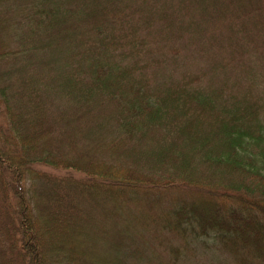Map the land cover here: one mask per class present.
I'll return each mask as SVG.
<instances>
[{
	"label": "trees",
	"instance_id": "trees-1",
	"mask_svg": "<svg viewBox=\"0 0 264 264\" xmlns=\"http://www.w3.org/2000/svg\"><path fill=\"white\" fill-rule=\"evenodd\" d=\"M138 11L189 15L219 60L147 67ZM263 40L264 0H0V264H183L207 238L264 264V75L231 71Z\"/></svg>",
	"mask_w": 264,
	"mask_h": 264
},
{
	"label": "rangeland",
	"instance_id": "rangeland-1",
	"mask_svg": "<svg viewBox=\"0 0 264 264\" xmlns=\"http://www.w3.org/2000/svg\"><path fill=\"white\" fill-rule=\"evenodd\" d=\"M189 9L191 10V8ZM192 11L199 13L195 10ZM154 12L157 13L156 11ZM139 15V11L134 13V18H136L135 20L138 22V27L141 31L138 33V36L141 37L139 41L143 40V45L140 47L141 49L139 55L144 65L151 68L152 70H156L159 73H164L165 75L172 74L173 76H179L181 73L196 74L200 70H206L207 66H209V64L213 60L218 59L220 51L218 52L216 49H214L215 54H213L212 52H208L207 49L201 50V47L203 45L200 42L197 43L195 40L193 41V39L191 38L190 30L192 29L190 27L192 26L190 24V18L188 17L189 15L183 14V12L177 14L169 11L168 14L165 16V19H169L168 22L162 23L160 25L155 20V22H153L150 27L147 26L146 28H142V25L139 24ZM200 15L202 16V14ZM212 21L214 22V18ZM238 24H241L240 21H238ZM214 28V26H209L208 32L212 31ZM242 29H244L245 31L247 28L242 27ZM249 46L251 45H243L241 51L242 57L239 60H234L232 65L233 68L231 71L235 72L237 67H240L239 71H243V73L239 75L240 77L242 76L241 78H244L245 75H249L251 77L255 76L253 67L255 71H258L257 74L262 73L264 75V43L263 45L260 44L258 46V50L251 49V47ZM243 50L245 51L243 52ZM235 74L236 73H234L233 75ZM229 78L231 79L230 74ZM109 109V106L102 108L99 114L106 113L107 111H109ZM71 126L73 125L71 124ZM71 126L69 128L64 127V130L72 129ZM58 128L59 130H61L63 127L58 126ZM63 136L65 135H62V137ZM82 136H84V134H82V132L80 134L79 132V134H77L76 140L67 137L65 138L66 140L63 139L65 141L62 140L61 143L62 145H69L68 139L77 142L78 138ZM77 143L80 144V140H78ZM90 145L86 146V148L90 147ZM106 153L107 151H105V153L103 154H101V152L95 154H98L99 158L105 159L107 158V156L104 155ZM107 222L108 227L106 228L108 229L110 224H112V220L109 219ZM108 231L110 233L111 230ZM140 233H142V235H147L150 234L151 231H145L140 229ZM81 235L84 236V239L80 242H82L81 248L83 249V252L87 254L85 255V257L93 256L95 258L97 256L103 257L105 255L102 249V245L99 244L97 246V243L92 241L94 238L93 235H89V233L87 235H85V233ZM118 236L119 235H117V238ZM132 239L134 240L135 245L133 246V250L137 252L139 256L148 258L152 251L151 248L145 244L144 239L142 238V240H140L136 236ZM205 241L207 242V245L200 246L197 244L195 245L194 250L192 249L185 252L183 264H227V262L230 263L229 261L231 260H229V257L226 256V254L222 250L219 251V249H217L213 240H209L207 238ZM150 243L151 238L148 235L147 244ZM156 248H158V245L154 243L153 249ZM150 258L149 260L151 262L146 263L153 264L152 262H154V264H156V260ZM102 260L104 261V259Z\"/></svg>",
	"mask_w": 264,
	"mask_h": 264
}]
</instances>
